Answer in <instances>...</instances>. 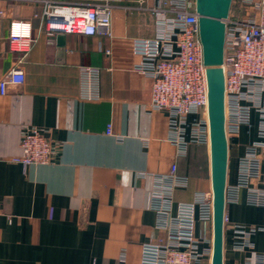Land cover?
<instances>
[{
  "label": "crops",
  "instance_id": "1",
  "mask_svg": "<svg viewBox=\"0 0 264 264\" xmlns=\"http://www.w3.org/2000/svg\"><path fill=\"white\" fill-rule=\"evenodd\" d=\"M154 4H117L111 37L59 35L52 41L40 29L37 3L4 4L0 80L18 59L9 47L11 22H30L37 41L23 64L25 83L0 95V264H141L142 247L165 237L152 208L154 176L171 172L177 150L167 140L166 114L149 113L150 83L134 71L140 59L131 53L132 39L155 36ZM109 49L116 53L108 56ZM83 68L99 73L86 77ZM110 125L114 136L107 135ZM256 125L254 118L253 128L243 127L229 143L228 185L237 184ZM30 128L53 142L52 164L25 167L16 161ZM177 164L189 183L175 190L176 203L212 191L209 148L193 146ZM225 216L232 225L262 227L264 194L252 205L241 189L237 202H226ZM234 236L226 225L223 264H264L262 232L244 250L236 248Z\"/></svg>",
  "mask_w": 264,
  "mask_h": 264
},
{
  "label": "built area",
  "instance_id": "2",
  "mask_svg": "<svg viewBox=\"0 0 264 264\" xmlns=\"http://www.w3.org/2000/svg\"><path fill=\"white\" fill-rule=\"evenodd\" d=\"M0 0V20L7 16ZM29 1V0H26ZM40 7L36 18L40 29L52 41L59 35H111L112 14L123 0H89L70 4L64 0H30ZM149 11L155 17V36L131 40V53L138 57L133 69L150 83L149 113H165L168 142L177 150L168 175L154 176L152 208L159 215V228L165 237L142 247L141 264H204L213 254V193L197 192L191 202L174 201L177 189L188 187L187 177L178 174L177 159L189 155L193 146L210 149V122L207 66L200 39V16L196 0H151ZM225 23L222 68L225 75V116L228 144L241 129H252L257 118V138L246 149L238 164V181L228 185L226 202H237L241 189L248 191V202L258 205L264 194V0H233ZM37 39L32 24L14 20L10 24V51L18 55L15 66L0 80V95L10 87L25 83L23 64ZM115 49L106 51L113 56ZM86 77L99 70L83 68ZM89 79V78H87ZM90 96V95H88ZM92 97V96H90ZM107 135L114 136L112 126ZM120 140L121 138H117ZM25 167L50 165L55 146L38 128H30L21 139ZM0 203V216L2 215ZM234 232L236 248H252L251 237L260 228L225 226Z\"/></svg>",
  "mask_w": 264,
  "mask_h": 264
},
{
  "label": "water",
  "instance_id": "3",
  "mask_svg": "<svg viewBox=\"0 0 264 264\" xmlns=\"http://www.w3.org/2000/svg\"><path fill=\"white\" fill-rule=\"evenodd\" d=\"M233 0H196L200 39L207 68L210 122V166L213 193V254L211 264H223L229 144L226 136L225 75L222 68L225 23Z\"/></svg>",
  "mask_w": 264,
  "mask_h": 264
}]
</instances>
